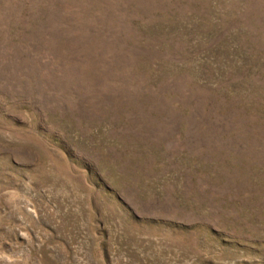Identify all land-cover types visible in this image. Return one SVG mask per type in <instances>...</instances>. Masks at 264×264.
<instances>
[{
  "label": "rangeland",
  "instance_id": "obj_1",
  "mask_svg": "<svg viewBox=\"0 0 264 264\" xmlns=\"http://www.w3.org/2000/svg\"><path fill=\"white\" fill-rule=\"evenodd\" d=\"M0 264H264V0H0Z\"/></svg>",
  "mask_w": 264,
  "mask_h": 264
}]
</instances>
